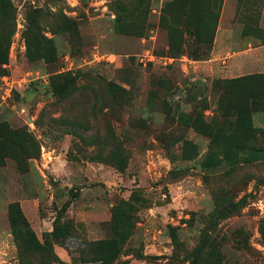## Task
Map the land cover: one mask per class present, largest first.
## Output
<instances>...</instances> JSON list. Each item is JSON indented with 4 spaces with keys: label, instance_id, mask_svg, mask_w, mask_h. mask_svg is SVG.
Wrapping results in <instances>:
<instances>
[{
    "label": "rangeland",
    "instance_id": "374dc122",
    "mask_svg": "<svg viewBox=\"0 0 264 264\" xmlns=\"http://www.w3.org/2000/svg\"><path fill=\"white\" fill-rule=\"evenodd\" d=\"M171 1L11 0L0 121L40 152L0 166V264H96L103 239L113 264H264V112L215 138L193 125L218 128V79L264 73V0H223L204 60L167 53Z\"/></svg>",
    "mask_w": 264,
    "mask_h": 264
},
{
    "label": "trees",
    "instance_id": "16d2710c",
    "mask_svg": "<svg viewBox=\"0 0 264 264\" xmlns=\"http://www.w3.org/2000/svg\"><path fill=\"white\" fill-rule=\"evenodd\" d=\"M222 5L223 0H173L168 2L162 15V19L168 21L166 25L169 31L167 53L174 57L187 54L195 60L208 59L214 43ZM13 10L11 0H0L1 21L4 19L8 24ZM186 33H190L192 37L191 43L196 47L194 52L188 51ZM7 63L8 57L0 55V68L3 74L8 73L3 66ZM216 87L222 91L217 104V116L220 117L219 122H216L218 128L208 127L205 130L194 119L193 125L200 132L213 138L216 133L221 131L225 133L229 129L233 134L243 128L240 125L241 121H250L254 113L264 112V73L218 79ZM39 152L40 145L28 129L12 127L7 121H0V166L5 165L7 159L12 158L21 171H26L29 168L30 160L36 158ZM69 205L70 200L63 204L61 212L66 211ZM9 218L14 234L19 228H29V223L18 202L10 204ZM28 233H30L33 242L37 243L39 249H52L48 237L45 239V243L41 244L30 229ZM57 234L58 227L55 226L47 236H56ZM98 246L100 255L95 260L96 264H113L120 251L118 241L103 239L98 241ZM196 258H199V254L196 255ZM191 264H198V259H194Z\"/></svg>",
    "mask_w": 264,
    "mask_h": 264
},
{
    "label": "crops",
    "instance_id": "0c3cea01",
    "mask_svg": "<svg viewBox=\"0 0 264 264\" xmlns=\"http://www.w3.org/2000/svg\"><path fill=\"white\" fill-rule=\"evenodd\" d=\"M264 15H262V18H261V21H260V27H262V28H264L263 27V23H264ZM247 37V36H246ZM256 40H257V42H256V49L257 50H263L262 48H264V40H262L261 38H259V37H256ZM249 45H250V47L248 48V49H246L245 50V52H250V50H252V49H254L253 48V46H252V43H251V41L249 42ZM263 54V53H262ZM259 61H258V63L259 64H261V62H262V64L264 65V60L263 59H258ZM248 74H250V73H248ZM245 75V74H244Z\"/></svg>",
    "mask_w": 264,
    "mask_h": 264
}]
</instances>
